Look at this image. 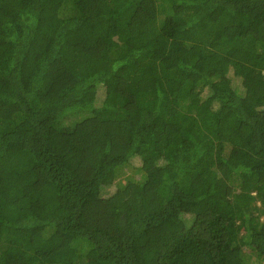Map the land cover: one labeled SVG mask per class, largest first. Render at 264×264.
Segmentation results:
<instances>
[{
	"label": "trees",
	"instance_id": "1",
	"mask_svg": "<svg viewBox=\"0 0 264 264\" xmlns=\"http://www.w3.org/2000/svg\"><path fill=\"white\" fill-rule=\"evenodd\" d=\"M0 264H264V0H0Z\"/></svg>",
	"mask_w": 264,
	"mask_h": 264
},
{
	"label": "rangeland",
	"instance_id": "2",
	"mask_svg": "<svg viewBox=\"0 0 264 264\" xmlns=\"http://www.w3.org/2000/svg\"><path fill=\"white\" fill-rule=\"evenodd\" d=\"M78 172H79V174L80 175H82V177H84V178H87L88 176H89V170H88V168H87V166L85 165H82V166H80V168L78 169ZM111 188H109V189H106L105 190V194L103 195L104 197H106L107 195H109V193H111ZM101 213L102 212H98V213H96V215H98V214H100V216H101ZM87 217H88V215H87V213L85 214ZM89 218V217H88ZM84 221V220H83ZM93 228H94V226H92ZM248 258L249 259H256V258H258L257 256H256V254L255 253H253V252H250V250L248 251Z\"/></svg>",
	"mask_w": 264,
	"mask_h": 264
}]
</instances>
